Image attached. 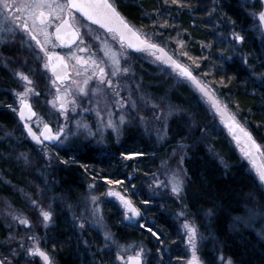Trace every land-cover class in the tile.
<instances>
[{
	"label": "rangeland",
	"instance_id": "374dc122",
	"mask_svg": "<svg viewBox=\"0 0 264 264\" xmlns=\"http://www.w3.org/2000/svg\"><path fill=\"white\" fill-rule=\"evenodd\" d=\"M241 2L247 7L249 15L256 22L251 26L253 27V29L250 28L251 32L255 34L258 45L259 43L263 44L264 32L258 21V15H254L263 10L262 1L259 9L254 7L257 5V0H241ZM9 27L10 25L7 23H0V29H4L0 31V51L7 48V51H16L18 54L12 55V58L0 55V62L1 65H5L6 62L9 63L5 67L10 77L11 85L9 89L16 102L14 112L17 120L19 99L16 94L23 92L25 86H27L33 89L32 92L28 93L27 100L31 102L37 114L31 121L33 126L37 129V117H39L41 121L48 123L53 131L58 126L63 125L65 134L68 135L65 146L62 148L54 147L53 145H35L33 147L26 144L25 149L22 147V142L25 140L26 135L20 136L22 139L19 140L13 134L9 135V139L13 140L14 144L18 143L20 145L18 147L21 148L18 150L16 146L14 147L17 149H14L16 155L10 156L11 159H14V163L19 164L20 168H25L29 173L31 172L34 178L30 192L27 193L24 189L15 190L25 203L22 208L15 205L11 199L4 197L2 192H0V221L8 233L6 239L0 240V246L3 248L2 250L6 251L7 249V257H9L6 259L9 264H15L17 260H23L25 264H35L34 256L27 251L33 246V241L29 238L35 235L41 238L40 247L45 244L47 234L57 222L59 216L57 211H61V213L64 211L69 217L70 223L73 224L76 230L75 233L81 241L79 244L80 249L84 255H87L88 263L123 264V261L117 259V255L124 256L127 259L130 255H136L140 248H143L142 256L145 259L142 243L118 240L104 216L105 204L112 202L118 207L124 219L123 206L115 198L106 195L107 190L112 189L121 191L129 196L121 188V185L108 184L105 180L101 181V184H99L100 182L89 180L83 189V193L74 197L56 192V181L53 179H55L58 167L63 165V153L70 151L73 146L90 143L104 150L112 143H119L130 130L145 138L152 139L157 145L164 144L168 140L171 141L172 138L175 139L174 146L170 145L166 158L160 161L155 172L142 175L140 179L143 186L141 189H143V192L147 191L146 194L141 193L149 195L150 198L158 199L167 196L178 199L184 195L187 174L182 166V149L183 145L190 144L186 142L187 140L193 141L192 148L196 147L197 143L207 147L211 157L226 164L228 157L225 151L214 148L207 143L213 134L216 136L215 139L218 140L220 138L219 141H223L222 143L226 144L227 154L231 156L235 154L239 161H245L249 166L247 158L241 154L239 147L223 128L206 99L186 79L165 66L149 51L133 53L125 45L121 47L118 39H113L115 34L104 32L101 29H90L83 24L85 36L93 34L99 39L92 37L93 50L88 46L86 49L89 50L78 56H83L85 59H96L98 62L103 61L101 66L105 67L106 71L110 73L111 62L108 57L104 56V51L115 50L121 54V71L116 76L110 75L108 77L113 81L112 86L109 88L106 85H99V90L97 91L95 89L98 87V82L93 77L85 88L87 93L85 95V93L78 92L76 87L72 85V79L82 80L84 75H91V71L87 74L82 73L80 77H77L75 76L76 69L73 68L70 79L64 82V85H60L57 82L53 84L52 80L54 78L50 70L43 67L44 57L34 52L33 44L27 40L23 32L19 30L8 31ZM164 27V25L157 27L158 33L154 34L156 40L153 37H149V39L163 45L180 62L195 70L201 81L214 87V89L216 88L217 96L221 103L233 115L249 126L247 116L239 111L231 103L230 96L228 97L225 94L227 89L223 90L224 92L221 91L222 87L217 82L222 71L219 69L218 64H214L215 68H211L208 57H200L193 53L186 39L165 37ZM142 32L144 31L142 30ZM143 34L146 35L147 33L144 32ZM11 35L15 37V40L11 39ZM223 38L227 45L224 51L228 55L226 58L232 59V57L236 56L242 62H245V59L247 60L249 56L242 50L241 42L243 41L237 42L234 38V33L231 35L230 40H228V35L227 37L223 36ZM13 41L15 44H13ZM178 41H183V45L181 46ZM96 45L98 47L97 50L95 49ZM200 49L201 47L199 46L198 50L200 51ZM185 52L187 56L183 55ZM204 52L205 50L203 54ZM20 53L22 54L21 56ZM125 57L127 58L125 59ZM90 63L91 60L89 59ZM216 66L218 67L216 68ZM80 67L82 68L83 66ZM124 68H127L128 71L124 72ZM18 73L27 75L32 84L27 85V82L22 80ZM66 88L69 90L67 95L64 92ZM58 89L60 90L59 92ZM171 95L177 101H174ZM58 97H63L65 101L67 119L61 114L60 99ZM73 100L75 101L74 104ZM53 101H55L54 104ZM190 103L205 117L208 127H200V123L190 114L188 108L183 106V104L189 105ZM121 117L124 118L123 123L120 121ZM179 118L183 119L179 128H184L187 133V138L185 137L186 139L184 140L178 136L177 129L172 131V123L174 120L178 122ZM199 118L202 119L201 116ZM109 119L116 125L118 131L106 126ZM83 125H87V128L83 127ZM42 126L43 123H40L39 127L41 128ZM89 130L96 133V135L94 137L89 136ZM197 131H200L199 133L201 134L194 136ZM0 139L4 140L3 138ZM121 157L122 159H127L123 156ZM11 159L9 160L11 161ZM5 173L8 175L9 170L0 167V186L2 184L10 188L13 185L8 179H5ZM173 174H177L183 182L179 192L172 191L171 179ZM154 177L160 182V186L156 185ZM2 189L0 188V191ZM137 191L138 189L136 188V193L141 194ZM92 197H96L95 202H93ZM129 198L132 199L130 196ZM249 199V203L244 206L243 211L239 215H235L232 221V228L241 232L245 230L251 231L260 243L264 245V198H261L258 192L252 194ZM33 200L37 201V203L33 204ZM41 208L52 213L50 220L43 221V217L40 214ZM137 218L124 220L135 222ZM176 218L184 236L186 254L182 264H189L192 255V248L188 243L187 230L184 227L185 223L196 228L197 237L195 243L201 264H226L227 260L231 259L223 251L221 244L217 247L211 243L209 240L210 233L203 231V228L196 221L185 216L184 210H179ZM21 219H27L29 224H21ZM205 220H207V223L209 222L208 219L205 218ZM207 223L206 230H208ZM81 224H83V227H80ZM21 244H23V247H21ZM94 251L98 253L96 261L93 255ZM220 257L224 259L221 260ZM231 261L234 264L232 259Z\"/></svg>",
	"mask_w": 264,
	"mask_h": 264
},
{
	"label": "trees",
	"instance_id": "16d2710c",
	"mask_svg": "<svg viewBox=\"0 0 264 264\" xmlns=\"http://www.w3.org/2000/svg\"><path fill=\"white\" fill-rule=\"evenodd\" d=\"M118 4L119 10L130 23L139 31L146 32L147 37L156 40L154 34L158 33L157 27L164 25L165 37L186 39L193 53L208 57L211 68L218 64L222 71L217 82L222 87L221 91L227 89L225 94L230 96L231 103L247 116L249 126L240 118L237 119L264 145V43L258 45L255 34L251 32L250 28L253 29L251 26L256 22L241 0H178L177 3H173V0H119ZM254 7L259 9L261 0H257ZM233 33L244 37L240 44L243 52L249 56L247 63L236 56L232 59L226 58L228 55L224 51L227 45L223 36L228 35L230 40ZM0 53L8 58L18 54L16 51H7V48L1 49ZM218 56L220 57L217 58ZM6 65L9 63L1 65L0 62V138L4 139H0V167L9 170L8 175L5 173V179L13 186L9 188L1 184L0 188L3 189L0 192L22 208L25 203L15 190L24 189L25 192H30L34 178L31 172L20 168V165L11 159L16 155L14 149L21 148L18 143L14 144V141L9 139V135L13 134L19 140L25 133L14 112L16 102L9 89L11 84ZM191 70L197 75L195 70ZM208 86L218 95L216 88ZM183 106L188 108L190 114L200 123V127L209 126L205 117L191 103ZM178 120L172 123V131L177 129L178 136L184 140L187 133L184 128H179L183 119ZM199 132L194 136L200 135ZM215 138L212 134L207 143L225 151L228 157L226 164L211 157L208 148L202 144L197 143L196 147L192 148L193 141L187 140L190 144L183 145L182 166L187 180L184 195L178 199L172 196L158 199L143 195L142 193L146 194L147 191L143 192L141 189L143 186L140 180L142 175L155 172L160 161L166 158L168 149L174 146L175 139L157 145L152 139L132 130L125 134L119 143H112L104 150L90 143H83L64 152L63 165L58 167L53 179L56 181L55 190L62 195L74 197L83 193L89 180L100 182L99 184L105 177L122 180L123 183L117 185H121L132 198L133 204L141 209V216L135 222H125L120 210L112 202L105 204L104 216L118 240L142 243L145 264H182L186 253L184 236L176 218L179 210H184L187 218L193 219L203 231L210 233L211 243L217 247L221 244L223 251L234 264H264L263 243L249 230L241 232L232 228L235 215L243 211L250 196L259 192L260 197L264 198V190L251 167L245 161H239L235 154H227L226 144L220 142V138ZM22 144L24 149L27 145L35 147L26 136ZM132 152L141 155L122 159L121 153ZM132 185H135V188ZM136 188L137 192L142 193H136ZM145 199H149L150 203L143 204ZM57 214L59 216L56 225L46 236L49 242L47 248L54 252L59 264H90L80 249L81 241L73 225L71 226L69 217L64 211H57ZM147 227L162 233V243L157 242L147 231ZM7 235L0 221V240L6 239Z\"/></svg>",
	"mask_w": 264,
	"mask_h": 264
},
{
	"label": "snow or ice",
	"instance_id": "6c2138e0",
	"mask_svg": "<svg viewBox=\"0 0 264 264\" xmlns=\"http://www.w3.org/2000/svg\"><path fill=\"white\" fill-rule=\"evenodd\" d=\"M178 0H173V3H177ZM86 18L88 21L100 26L102 29H106L108 33L115 34L113 39H118L121 47L127 44L128 48L135 49L136 51H142L146 49H152L159 53H164L163 57H157L158 59H163L165 64L170 65L174 68L180 77H184L196 84L200 92L207 96L213 107L219 113L221 118L226 122L229 131L232 132L237 143L241 145V151L250 160H255L257 154L264 155V145L257 143L256 139L253 138L252 133L249 132L236 118L235 115L229 113L225 105H222L220 101L215 97V94L210 91L209 87L203 84L190 70L189 66L182 64L179 60L173 59L165 53V49L160 47L158 44L149 41L146 35H142L137 32L117 11L116 7L110 0H0V23H7L10 27L8 31L19 30L27 34L32 40L36 42L35 46L40 49L43 53L44 63L43 67L49 69L54 76L52 80L53 84L57 81L64 82L70 79L69 75V60L75 61L71 65L75 68V76L80 77L83 74H87L91 71V75H84L82 80L72 79V85H74L78 92H85V88L89 85V81L96 78L98 82V87L95 90H99V85H106L107 87L112 86V79L108 78L111 76H116L117 73L121 71L120 60L121 54L115 50L104 51V56L108 57L111 62V72L106 71V68L101 66L103 61H97L96 59H91L89 64V59H85L83 56H78L77 52L87 51L86 48H81L80 45L84 43L81 36L79 26L77 23V15ZM259 21L264 23V10H261L258 14ZM235 23V22H232ZM54 29V30H53ZM4 29H0L3 31ZM43 37V40L38 37ZM234 38L237 41H243L244 37L239 33H234ZM99 39V37H95ZM79 41V43H77ZM58 42V43H56ZM182 46L183 41H178ZM48 45H51L52 49L56 47L67 48L69 51L62 55L60 52L50 51ZM75 46L76 50L72 51V47ZM187 56V53H183ZM127 57H125L126 59ZM245 63L247 60L245 59ZM80 66H83L82 68ZM198 67V65H197ZM124 72L128 69L124 68ZM19 77L27 82V85H31L32 81L24 73H18ZM33 89L25 86L23 92L17 93V98L19 99V116L21 120L26 121L24 127L27 128L28 135L36 141L37 144L43 145L45 141L51 142L54 147H64L65 141L68 139V135L65 134V127L63 125L58 126L55 131L49 126L48 123L43 122L37 117V129L38 131H33L31 123V117L37 116V114L32 110L31 105L28 103L27 95L32 92ZM60 90L58 89V92ZM65 95L68 94L69 90L64 89ZM118 94V93H117ZM60 99V110L61 114L67 119V109L65 107V101L63 97H58ZM55 101H53V104ZM75 101L73 100V104ZM9 107H12L9 105ZM99 115V113H98ZM124 118L121 117L120 121L123 123ZM43 123V128L40 129L39 124ZM78 126H80L78 124ZM107 127H111L114 131H118V128L113 124L112 120L109 119L107 122ZM87 128V125H83ZM89 136H95L91 130L88 132ZM63 137V139H62ZM58 155V153H57ZM141 155L138 152L132 153H121V156L130 159L133 156ZM66 163V161H65ZM259 179L264 181V166L258 168ZM108 184H122V180H111L107 177L104 178ZM154 180L156 178L154 177ZM172 191L179 192L182 187V180H180L177 174H173L172 179ZM156 185L160 186V182L156 180ZM135 188V185H132ZM106 195L108 197H113L119 201L124 209V219L131 220L136 217L141 216V209L136 207L132 200L121 191H115L108 189ZM93 202H95L96 197H92ZM33 204L37 201L33 200ZM150 203L149 199H145L143 204L147 205ZM40 214L43 217V221L50 220L52 213L50 211H44L42 208ZM130 214V215H129ZM181 215H183L181 213ZM21 224H29L27 219H21ZM83 227V224L80 225ZM141 227H146L141 225ZM188 234V243L192 248L191 259L189 264H201V260L197 255V248L195 239L197 237L196 228L188 223L184 225ZM147 231L152 234V236L157 240V242L162 243L160 236L162 233L158 231H153L152 227H147ZM107 238V234H106ZM29 239L33 241V246L27 251L30 255L40 258L44 261V264H55L54 259L49 255V252L40 247L39 237L33 235ZM23 247V244H21ZM143 253V248L134 256H128L125 259L124 256L117 255V259L123 261V264H142L141 255ZM15 255V253H13ZM223 260V257H220ZM0 264H9L6 259H0ZM226 264H232L231 259H228Z\"/></svg>",
	"mask_w": 264,
	"mask_h": 264
},
{
	"label": "water",
	"instance_id": "95a60500",
	"mask_svg": "<svg viewBox=\"0 0 264 264\" xmlns=\"http://www.w3.org/2000/svg\"><path fill=\"white\" fill-rule=\"evenodd\" d=\"M262 2H263V10H264V0H261ZM117 9V8H116ZM117 11L119 12V14L137 31V32H139L128 20H127V18L117 9ZM84 18V17H83ZM86 21H88L86 18H84ZM258 20H259V18H258ZM89 22H91L92 24H95V23H93L92 21H89ZM261 23V26H262V29H263V31H264V23H262V22H260ZM95 25H97V24H95ZM98 27H100L99 25H97ZM102 29V28H101ZM104 31H106V29H103ZM107 32V31H106ZM140 33V32H139ZM141 34V33H140ZM148 39V38H147ZM149 40V39H148ZM149 41H151V40H149ZM152 42V41H151ZM153 43H155V42H153ZM157 44V43H156ZM160 47H162V48H164L165 49V53H167V55L168 56H171L173 59H176L164 46H162V45H160V44H158ZM125 46L127 47V44H126V42H125ZM128 48V47H127ZM129 50H131L132 52H135V53H139V52H143V51H149L150 53H152V54H154V56L157 58L158 56L159 57H163L164 56V53H159V52H157V51H155V50H152V49H144V50H142V51H136L135 49H132V48H128ZM158 59V58H157ZM160 62H162L165 66H167L168 68H171L172 70H174L177 74H178V72L174 69V68H172V67H170V65H168V64H165L164 63V61H163V59H158ZM183 64V63H182ZM185 65V64H184ZM191 70V69H190ZM51 72V71H50ZM52 74V73H51ZM193 74L195 75V73L193 72ZM53 75V74H52ZM69 75H70V68H69ZM179 75V74H178ZM196 76V75H195ZM54 77V76H53ZM197 77V76H196ZM182 78H184V77H182ZM184 79H186V78H184ZM197 79L198 80H200L198 77H197ZM205 99H206V101L209 103V105H210V107L212 108V110L214 111V113L217 115V117H218V119H219V121H220V123H221V125L223 126V128L226 130V132L231 136V138H232V140L234 141V143L239 147V150H240V152H241V154L244 156V157H246L245 155H244V153L241 151V145L239 144V143H237V141H236V139L234 138V136H233V134H232V132L231 131H229V128L227 127V124H226V122L221 118V116L219 115V113L216 111V108L215 107H213V105H212V102H211V100L207 97V96H205L202 92H200L199 91V89L197 88V86H196V84L195 83H193L192 81H190V80H188V79H186ZM67 81V80H66ZM201 81V80H200ZM57 82H60V81H57ZM202 82V81H201ZM203 83V82H202ZM203 84H205V83H203ZM206 85V84H205ZM207 86V85H206ZM210 89V91L211 92H213L212 91V89L211 88H209ZM214 93V92H213ZM215 97L219 100V98L215 95ZM220 101V100H219ZM28 103L31 105V107H32V104H31V102H29L28 101ZM220 103H221V101H220ZM222 104V103H221ZM222 105H224V104H222ZM226 109H227V111L229 112V113H231V111L226 107ZM32 110L36 113V111H35V109L32 107ZM232 114V113H231ZM233 115V114H232ZM18 117H19V120H20V122H21V124H22V126H23V129H24V132L26 133V135L28 136V138L34 143V144H36V145H41V144H37L36 143V141H34L32 138H31V136H29L28 135V132H27V128H25L24 127V124L26 123V121H24V120H21L20 119V116H19V111H18ZM35 117V116H34ZM34 117H31V120L34 118ZM31 120L30 121H28L29 123H31ZM242 124V123H241ZM32 125V124H31ZM243 125V124H242ZM50 126V125H49ZM244 126V125H243ZM33 127V126H32ZM51 127V126H50ZM249 132H251L252 133V131L250 130V129H248L246 126H244ZM43 128V127H42ZM33 131H36L34 128H33ZM252 136H253V138L254 139H256L255 138V136H254V134L252 133ZM256 141H257V143H259V144H261L257 139H256ZM46 143H49V144H52L51 142H48V141H45ZM247 158V160H248V163H249V165H250V167L253 169V171H254V173L257 175V178H258V180L261 182V184L263 185V187H264V181H261L260 179H259V174H258V168L260 167V166H264V159H263V155L262 154H257L256 156H255V160L253 161V160H250L248 157H246ZM131 256V255H130ZM134 256V255H133ZM141 259H142V264H144V258L142 257V255H141Z\"/></svg>",
	"mask_w": 264,
	"mask_h": 264
},
{
	"label": "flooded vegetation",
	"instance_id": "af4514ba",
	"mask_svg": "<svg viewBox=\"0 0 264 264\" xmlns=\"http://www.w3.org/2000/svg\"><path fill=\"white\" fill-rule=\"evenodd\" d=\"M110 2L111 3H113V5L114 6H116L118 9H119V0H110ZM77 23H78V26H79V30H80V33H81V36H82V38H83V40H84V43L83 44H81L82 46H81V48H88V46L89 47H91V49L93 50V39H92V37L93 38H95V35H93V34H89V35H87V36H85V34H84V29H83V24L84 25H87L90 29H98V30H100V28L99 27H97L96 25H94V24H92V23H90V22H88V21H86L82 16H80L79 14L77 15ZM54 30V29H53ZM12 36V35H11ZM24 36L27 38V40L29 41V42H31L32 44H33V47H34V52H36V53H38V54H40V55H42L43 56V53L40 51V49L38 48V47H36L35 46V44H36V42L34 41V40H32L27 34H25L24 33ZM39 39H41V40H43V37L41 36V37H38ZM11 39L12 40H15V37L14 36H12L11 37ZM19 39H21V38H19ZM14 42V41H13ZM56 43H58V42H56ZM77 43H79V41H77ZM13 44H15V42L13 43ZM48 48H49V50L50 51H56V52H60L62 55H65L68 51H69V49H67V48H62V47H56L55 49H52V47H51V45H48ZM97 45L95 46V49L97 50ZM72 51H75L76 50V48H75V46H73L72 47V49H71ZM87 50H89V49H87ZM86 51H84V52H77V55H79V54H84ZM73 62L74 61H71V60H69V64H70V73H72V70H73V68L71 67V65L73 64ZM49 70V69H48ZM61 84H63L64 85V82H60V85ZM18 120H19V117H18ZM34 127V126H33ZM35 128V127H34ZM35 130L36 131H38L36 128H35ZM45 145H48V144H46V143H44L43 144V146H45ZM125 222H126V220H125ZM128 222V221H127ZM130 223V222H129ZM56 225V224H55ZM54 225V226H55ZM71 225H73V224H71ZM52 228H54V227H52ZM25 230H26V228H24ZM73 229H74V227H73ZM113 230V229H112ZM6 231H7V229H6ZM74 231H76L75 229H74ZM115 235V234H114ZM49 246V242H48V238L46 237V243L45 244H43V245H41V248L42 249H44V250H46V251H48L49 252V255L54 259V261H55V264H59L58 263V261H57V259H56V257H55V254H54V252L51 250V249H49V248H47ZM3 248L0 246V259H8V257H7V249H6V251L5 250H2ZM97 251H94L93 252V255H94V259H95V261H96V259H97ZM84 257H85V260L87 261V255H84ZM143 257V256H142ZM6 259V260H7ZM33 259H34V262H35V264L37 263V264H44V261L42 260V259H40V258H37V257H33ZM20 262H23V263H25L23 260H17L16 261V263L15 264H19ZM144 262H145V259H144ZM93 264V263H92Z\"/></svg>",
	"mask_w": 264,
	"mask_h": 264
},
{
	"label": "bare ground",
	"instance_id": "6f19581e",
	"mask_svg": "<svg viewBox=\"0 0 264 264\" xmlns=\"http://www.w3.org/2000/svg\"><path fill=\"white\" fill-rule=\"evenodd\" d=\"M263 3V2H262ZM176 58V57H175Z\"/></svg>",
	"mask_w": 264,
	"mask_h": 264
}]
</instances>
